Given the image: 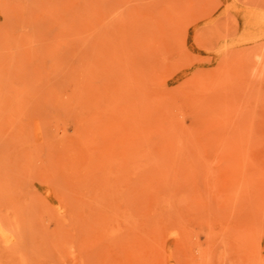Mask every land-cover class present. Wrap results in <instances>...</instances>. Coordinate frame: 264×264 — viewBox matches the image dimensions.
Masks as SVG:
<instances>
[{"label": "rangeland", "instance_id": "374dc122", "mask_svg": "<svg viewBox=\"0 0 264 264\" xmlns=\"http://www.w3.org/2000/svg\"><path fill=\"white\" fill-rule=\"evenodd\" d=\"M0 264H264V0H0Z\"/></svg>", "mask_w": 264, "mask_h": 264}]
</instances>
